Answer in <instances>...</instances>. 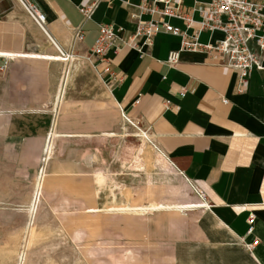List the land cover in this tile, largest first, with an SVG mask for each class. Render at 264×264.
<instances>
[{"label": "crops", "instance_id": "1", "mask_svg": "<svg viewBox=\"0 0 264 264\" xmlns=\"http://www.w3.org/2000/svg\"><path fill=\"white\" fill-rule=\"evenodd\" d=\"M32 1L45 17L44 31H28L16 0H0V117L53 103L61 86L58 50L84 52L93 46L99 24L121 27L96 62V73L123 119L144 124L155 149L168 161L162 158L167 170L181 187L201 197L175 201L172 185L149 171L82 172L74 162L68 166L72 169L60 166L44 174L70 182L81 179L84 187L68 191L83 195L84 214L137 219L117 228L124 234L116 257L124 260L114 264H264V53L262 68L252 69L239 83L238 71L220 65L214 52L183 50L173 66H166V54L179 47V35L159 31L148 46L141 39L126 45L135 5L148 0H99L88 19L80 8L93 0ZM171 3L195 21L198 10L206 8L205 0ZM165 20L185 28L181 19ZM77 28L82 38L72 45ZM194 28L195 23L186 33ZM217 37L204 30L197 41ZM66 103L59 120L66 115ZM66 126L59 121L56 131L52 124L48 135L86 134ZM46 144L44 139L45 150ZM192 201L194 206L185 210ZM93 226L97 223L86 226L90 233L103 230Z\"/></svg>", "mask_w": 264, "mask_h": 264}, {"label": "rangeland", "instance_id": "2", "mask_svg": "<svg viewBox=\"0 0 264 264\" xmlns=\"http://www.w3.org/2000/svg\"><path fill=\"white\" fill-rule=\"evenodd\" d=\"M16 1L28 31L38 32ZM64 52L73 57L59 63L61 86L55 101L34 107L33 112L0 117V264H114L124 260L116 257L120 255L117 242L124 234L117 228L136 224L137 219L118 212L84 214L83 195L68 191L75 185L84 187L81 179L45 177L60 166L72 169L68 166L76 162L82 172L109 174L149 171L172 185V192L178 194L173 200L201 199L192 189L181 187L167 170V160L155 149L147 127L138 120L135 124L123 119L84 52L76 48ZM64 101L66 115L59 120ZM59 121L86 134L56 137L46 151L43 140L52 124L58 130ZM189 203L185 210L194 206L193 201ZM94 223V229H103L100 233L87 230Z\"/></svg>", "mask_w": 264, "mask_h": 264}, {"label": "built area", "instance_id": "3", "mask_svg": "<svg viewBox=\"0 0 264 264\" xmlns=\"http://www.w3.org/2000/svg\"><path fill=\"white\" fill-rule=\"evenodd\" d=\"M33 22L44 31L45 17L32 0H18ZM206 8L199 9V20H193L189 14L182 12L171 0H148L135 5L136 12L131 14L134 28L126 45L141 39V44L150 45L154 35L163 31L180 36L179 47L170 49L164 60L166 66H173L179 58L180 51L214 52L219 64L238 71V81L243 83L249 71L262 68L264 53V0H205ZM99 0H93L87 7H81L84 19L90 18ZM142 14H148L147 20H141ZM174 17L183 20L185 28L170 25L165 18ZM193 23L196 28L192 34L186 28ZM122 30L112 24H99L97 36L91 48L84 51L90 65L95 68L106 49ZM208 31L211 36L217 33L213 42L199 43L197 36L201 31ZM82 33L79 28L73 33L71 44L80 42ZM69 53L58 50L61 61H68ZM117 80H120L117 79ZM181 93L183 91H180Z\"/></svg>", "mask_w": 264, "mask_h": 264}, {"label": "bare ground", "instance_id": "4", "mask_svg": "<svg viewBox=\"0 0 264 264\" xmlns=\"http://www.w3.org/2000/svg\"><path fill=\"white\" fill-rule=\"evenodd\" d=\"M39 27V26H38ZM42 28L45 30L44 25L42 26ZM41 29V28H40ZM42 30V29H41ZM135 123V122H134ZM136 124V123H135ZM48 139L46 140L47 144H46V150H48L51 141L53 142V140L57 137L55 132H51L50 135H48ZM146 138H149L148 135L145 133ZM24 262V261H23ZM23 262H21V264H24Z\"/></svg>", "mask_w": 264, "mask_h": 264}]
</instances>
